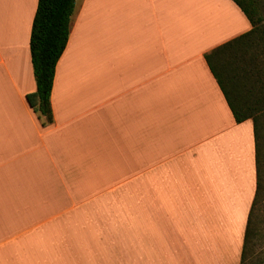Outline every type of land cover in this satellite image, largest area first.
I'll list each match as a JSON object with an SVG mask.
<instances>
[{"label":"crops","instance_id":"obj_1","mask_svg":"<svg viewBox=\"0 0 264 264\" xmlns=\"http://www.w3.org/2000/svg\"><path fill=\"white\" fill-rule=\"evenodd\" d=\"M37 1L0 0V264H239L256 138L204 54L251 29L244 13L75 0L42 125L26 101ZM83 41L107 58L70 65Z\"/></svg>","mask_w":264,"mask_h":264},{"label":"trees","instance_id":"obj_2","mask_svg":"<svg viewBox=\"0 0 264 264\" xmlns=\"http://www.w3.org/2000/svg\"><path fill=\"white\" fill-rule=\"evenodd\" d=\"M244 13L251 29L234 37L204 54L206 64L219 85L231 110L234 120L239 123L251 119L256 138L257 181L254 199L247 218L244 241L239 264L244 263L248 242L252 237V213L260 196L261 178L259 165L260 135L259 122L255 116L254 105L241 101L240 86L249 77L262 76L260 58L264 54V16L261 4L264 0H232ZM75 0H38L33 16L29 37V50L36 89L26 94V101L32 110L42 119V125L52 122L50 93L55 67L62 55L69 35L70 19ZM223 54L235 71L224 72L217 64V55ZM258 92L264 95V87Z\"/></svg>","mask_w":264,"mask_h":264},{"label":"rangeland","instance_id":"obj_3","mask_svg":"<svg viewBox=\"0 0 264 264\" xmlns=\"http://www.w3.org/2000/svg\"><path fill=\"white\" fill-rule=\"evenodd\" d=\"M81 0L77 1V7ZM79 2V3H78ZM261 13L264 16V5L261 4ZM93 41L87 44L83 41V45H88L87 48L91 49L87 52L74 51L69 53L68 59L71 61L70 65H77L80 59L84 60L87 65L99 64L107 58L105 48L93 50ZM74 59V60H73ZM261 66L260 73L264 71V54L260 58ZM264 87V74L262 76L249 77L243 85L240 86V93L243 102L247 106L254 105L255 116L259 122V135H260V149H259V171L261 178L260 196L255 204L252 213V228L253 234L248 242V250L245 254L243 264H264V95H261L258 90Z\"/></svg>","mask_w":264,"mask_h":264},{"label":"snow or ice","instance_id":"obj_4","mask_svg":"<svg viewBox=\"0 0 264 264\" xmlns=\"http://www.w3.org/2000/svg\"><path fill=\"white\" fill-rule=\"evenodd\" d=\"M217 64L220 70L226 73L230 71H235L234 67L231 64V61L227 57H225L223 54L217 55Z\"/></svg>","mask_w":264,"mask_h":264}]
</instances>
